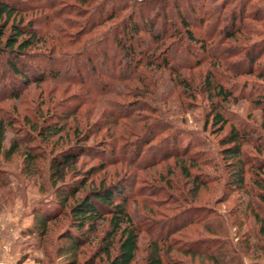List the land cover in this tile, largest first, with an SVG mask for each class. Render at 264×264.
Wrapping results in <instances>:
<instances>
[{
    "label": "rangeland",
    "instance_id": "rangeland-1",
    "mask_svg": "<svg viewBox=\"0 0 264 264\" xmlns=\"http://www.w3.org/2000/svg\"><path fill=\"white\" fill-rule=\"evenodd\" d=\"M217 1L213 0L214 3ZM246 1L248 3L245 4ZM60 2L71 4L72 0ZM193 2L204 7L207 3L202 0ZM13 3L22 8L15 13L17 17L13 23L22 26L32 23L33 28H43V9L39 7V0H15ZM242 7L248 18L243 29L236 33L231 21L242 13ZM217 8L220 23L225 21V30L235 36L224 39L219 45L223 62L209 61L205 66L192 67L187 71L191 81V90L187 93L191 99L183 97L185 91L172 83L174 77L170 73L162 72L155 94L151 92L142 98H131L147 105L145 110L134 112L143 120L140 122L134 121L133 115L114 120L104 113V117L106 110L101 105L94 106L89 102L78 105L75 98L84 91L74 83L53 79L39 81L27 85L22 92L23 82H20L15 86L21 89V95L13 98L7 94V77H0V134L3 137L0 142V264H90L91 260L94 264H103L104 259L99 260L94 252L100 236L108 229L109 214L104 215L106 220L100 223L96 233L90 235L91 240L83 244L73 258L64 251L67 244L65 236L79 231L72 227L68 209L87 191L102 187L110 189L116 184L126 185L124 188L132 190L134 193L130 192V197L135 195L136 188H139L137 192H142L127 205L138 226L150 219L163 222L184 208L198 207L225 216L231 242L238 241L237 231L239 234L250 232L246 225L240 229L235 225L241 219L236 210H242L249 197L242 191L236 193L224 181L230 166L221 142L229 127L228 124L224 127L205 124L208 102L204 100V86L200 81L206 69L213 71V67H217L215 75L223 76L226 88L233 92L223 104L225 115L233 122L241 123L245 132L264 138V80L247 73L249 68L264 69V0H227ZM235 25H239L238 20H235ZM40 60L33 57L31 62ZM12 78L9 81H13ZM170 88L175 89L174 94L163 96L162 92ZM155 121L171 126L177 134L176 140L161 135L148 143H124L132 140L135 133L141 137L140 128ZM47 126L59 132L56 135L41 133ZM96 128L98 131L94 133ZM86 134L88 138L84 139ZM77 136L79 138H75ZM121 142L123 144L117 151L111 146H118ZM101 144H110L102 159L88 152V149H94L99 153ZM75 145L85 146L83 153L70 151L75 154L74 158L56 168L61 154ZM159 145H164V151L174 147L186 149L188 155L179 154L156 161L157 154L150 158L144 154L134 162V148L140 151L141 148H157ZM244 149L250 150L249 147ZM119 151L122 153L120 156ZM104 159L113 160L105 163ZM180 166H185L187 171L182 172ZM81 180L85 181L84 187L67 199L63 212H58L48 221L44 230L37 227L35 221L39 216L35 214L45 205L53 208L55 200L61 201L57 193ZM78 183L81 184L77 182V186ZM149 210H152L151 215ZM108 212V209L104 211ZM32 226L39 229L33 231ZM206 229L202 222H194L182 231L180 240L185 245L198 238L211 237V232ZM42 230L43 234L40 233ZM139 232L140 253H137L136 264L141 262L145 254L143 248L151 239L146 232ZM250 253L249 250L244 253L245 262L252 263ZM171 256L179 264H210L201 255L192 258L174 251Z\"/></svg>",
    "mask_w": 264,
    "mask_h": 264
},
{
    "label": "trees",
    "instance_id": "trees-1",
    "mask_svg": "<svg viewBox=\"0 0 264 264\" xmlns=\"http://www.w3.org/2000/svg\"><path fill=\"white\" fill-rule=\"evenodd\" d=\"M60 1L39 0L44 25L42 29H36L32 23L26 26L13 23L17 17L15 13L22 8L13 5L15 0H0V63L4 62L0 66V77H7V94L13 98H19L21 91L31 83L52 79L67 81L80 85L81 91H84L75 98L78 105L81 102L101 105L106 110L103 114L111 115L114 120L133 115L134 121L140 122L143 120L134 112L145 110L147 105L131 100L132 97L142 98L151 92L155 94L161 73L168 72L174 77L172 83L185 91L182 92L183 97L191 99L190 93H187L191 90L187 71L192 67L205 66L209 61L222 63L219 45L224 39L235 38L232 32L225 30V21L220 23L217 6L227 0L215 3L213 0H202L207 2L206 7L196 5L193 2L196 0H72L71 4H61ZM245 12L242 7V13L231 21L236 33L243 29L248 18ZM235 20L239 25H235ZM33 57L41 60L31 62ZM216 69H206L200 81L204 86V100L208 102L205 124L219 127L228 124V134L221 142L230 166L229 175L224 181L236 193L242 191L249 197L242 210H236L241 219L235 225L237 229L246 225L250 232L239 234L237 231L235 235L240 243L231 242L225 216L198 207L184 208L181 213L167 217L163 222L150 219L138 226L127 205L142 192H137L139 188H136L135 195L130 197L132 190L124 188L126 185L116 184L110 189L89 190L69 207L72 227L79 232H69L65 236L67 244L64 251L76 257L82 245L91 240L90 235L96 233L100 223L106 220L104 215L109 214L108 229L100 236L94 252L99 260L104 259L103 264H136L137 253H140V230L151 239L143 248L145 254L137 264H179L171 256L174 251L192 258L201 255L210 264H264V138L245 132L241 123L233 122L225 115L223 104L233 92L226 88L224 77L219 76L218 71V75H215ZM249 69L247 73L264 80V69ZM11 76L13 81H9ZM20 82H23L22 90L15 86ZM174 92L175 89L170 88L162 95L168 96ZM140 129L141 137L135 133L132 140H125L124 143H148L161 135L176 140L177 134H174L172 127L158 121ZM96 131L97 128L94 133ZM58 132L47 126L41 133L56 135ZM87 138L86 134L84 139ZM2 140L0 134V142ZM122 144L111 146L119 150ZM109 145L101 144L98 150L101 153L94 149H88V152L102 159ZM13 148L11 151H14ZM84 148L83 145H75L65 150L56 168L74 158L75 154L70 151L83 153ZM163 149L164 145L141 148L140 151L134 148V162L144 154L146 158L157 154L156 161L179 154L188 155L187 150L180 147L167 151ZM108 160L103 161L107 163L113 159ZM180 170L186 172L187 168L180 166ZM77 182L81 184L77 186ZM77 182L57 193L61 201L55 200L53 208L45 205L35 214L39 216V220L35 221L37 227L44 230L48 221L58 212H63L67 199L74 197L85 185L83 180ZM107 209L109 212L104 213ZM149 214H152V210H149ZM232 214L235 215L234 211ZM194 222H202L212 236L184 245L180 235ZM31 229L35 231L39 228L32 226ZM43 230L40 233L43 234ZM248 250L251 251L252 263L244 261V253ZM90 264H94L93 260Z\"/></svg>",
    "mask_w": 264,
    "mask_h": 264
}]
</instances>
